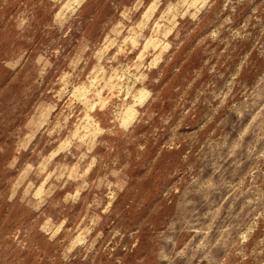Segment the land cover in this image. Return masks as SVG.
Returning a JSON list of instances; mask_svg holds the SVG:
<instances>
[{
  "label": "clouds",
  "instance_id": "clouds-1",
  "mask_svg": "<svg viewBox=\"0 0 264 264\" xmlns=\"http://www.w3.org/2000/svg\"><path fill=\"white\" fill-rule=\"evenodd\" d=\"M0 171V264H264V0H0Z\"/></svg>",
  "mask_w": 264,
  "mask_h": 264
},
{
  "label": "rangeland",
  "instance_id": "rangeland-1",
  "mask_svg": "<svg viewBox=\"0 0 264 264\" xmlns=\"http://www.w3.org/2000/svg\"><path fill=\"white\" fill-rule=\"evenodd\" d=\"M11 174L12 173H6L3 171H0V194H4V195L7 194V185L5 183V180H6L7 175H11ZM25 219H27V217H25Z\"/></svg>",
  "mask_w": 264,
  "mask_h": 264
}]
</instances>
